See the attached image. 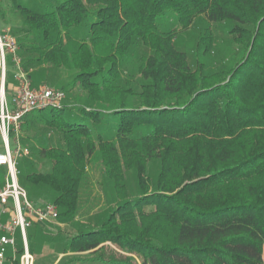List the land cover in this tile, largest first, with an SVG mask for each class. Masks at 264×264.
Instances as JSON below:
<instances>
[{
    "label": "trees",
    "instance_id": "16d2710c",
    "mask_svg": "<svg viewBox=\"0 0 264 264\" xmlns=\"http://www.w3.org/2000/svg\"><path fill=\"white\" fill-rule=\"evenodd\" d=\"M18 8L32 81L26 64H50L75 70L64 94L85 92L23 119L63 142L36 148L51 170L32 182L61 222L101 208L73 233L32 222L33 264H133L106 242L142 264H264V0ZM97 187L115 198L103 204Z\"/></svg>",
    "mask_w": 264,
    "mask_h": 264
},
{
    "label": "built area",
    "instance_id": "2783aa9c",
    "mask_svg": "<svg viewBox=\"0 0 264 264\" xmlns=\"http://www.w3.org/2000/svg\"><path fill=\"white\" fill-rule=\"evenodd\" d=\"M18 49L10 28L0 29V167L4 168L0 186V264H33L27 227L32 222H54L58 217L54 203L28 198L19 184L16 160L29 155V148L22 142L25 116L38 109L61 107L65 94L47 83L33 86Z\"/></svg>",
    "mask_w": 264,
    "mask_h": 264
},
{
    "label": "rangeland",
    "instance_id": "374dc122",
    "mask_svg": "<svg viewBox=\"0 0 264 264\" xmlns=\"http://www.w3.org/2000/svg\"><path fill=\"white\" fill-rule=\"evenodd\" d=\"M54 3L55 0H0V6L2 9V14H0V29L3 30L9 27L10 32L16 38L19 47L20 45L24 46L26 43H29L30 39L33 40V36L30 34H25L24 30L22 29V17L19 13L18 7H26L34 11H44L54 7ZM20 56L22 57V61H24V57L22 55ZM26 65L29 70H32V83L44 82L55 88H61L63 84L68 83L75 72V70L66 69L63 67H54L50 64L35 66L34 64L29 63V65ZM123 76L124 78L128 76L127 79L131 80V83L127 84L126 88L130 87L134 90H137V82L139 79L138 74L133 71L127 75L123 74ZM72 94H76L77 98L79 96L82 99L85 96V92L77 88H73V90L68 93L65 90V100H70ZM73 102L75 101L73 100ZM127 103L128 105H136L138 101L135 97H130L127 99ZM37 115V111H33L28 114L29 117ZM22 142L29 148V155L17 157L16 161L17 168L19 170V184L24 188L30 200L34 202H53L52 195L50 192H48L47 187L39 182H32V177L30 176H32V174L36 176L38 174H47L50 172L51 162L47 158H41L37 156L36 148L39 149L43 146L55 147L62 145L63 142L61 140V136L56 133V131L46 128L41 121H37V123H32L29 126H22ZM3 182L4 171L2 168H0V185H3ZM97 189L96 190L101 195L103 204H105V200L109 199L111 196L112 198H115L114 192H110L108 194L110 190L106 192L102 189H99V187H97ZM100 209L101 208L98 207L94 209L90 215L85 217L79 215L78 217L74 218V220L68 222H61L59 219H57L54 222H47L42 225L46 230L52 233H56L57 231L73 233L78 227L82 225H92ZM31 230L32 229L30 227H27V234L30 235ZM46 246L48 247L52 245L46 244ZM105 250L111 256L117 259H125L126 257H129L131 260H133V264H142V257L139 254L135 252H126L114 243L106 242Z\"/></svg>",
    "mask_w": 264,
    "mask_h": 264
},
{
    "label": "crops",
    "instance_id": "0c3cea01",
    "mask_svg": "<svg viewBox=\"0 0 264 264\" xmlns=\"http://www.w3.org/2000/svg\"><path fill=\"white\" fill-rule=\"evenodd\" d=\"M30 71L32 72V70L30 69ZM10 81V80H9ZM31 81H32V79H31ZM41 83H44V82H39V83H32V85L33 86H35V87H37V86H39V84H41ZM60 89V88H59ZM0 168H2V170L4 171V168L3 167H0ZM1 186V185H0ZM34 202V201H33ZM5 217V216H4Z\"/></svg>",
    "mask_w": 264,
    "mask_h": 264
}]
</instances>
